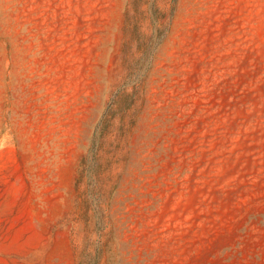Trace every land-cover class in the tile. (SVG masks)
<instances>
[{
    "label": "rangeland",
    "instance_id": "374dc122",
    "mask_svg": "<svg viewBox=\"0 0 264 264\" xmlns=\"http://www.w3.org/2000/svg\"><path fill=\"white\" fill-rule=\"evenodd\" d=\"M0 264H264V0H0Z\"/></svg>",
    "mask_w": 264,
    "mask_h": 264
}]
</instances>
